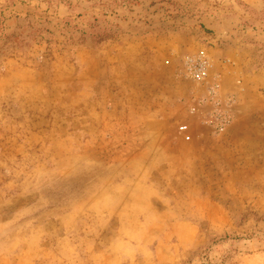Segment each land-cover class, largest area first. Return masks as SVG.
I'll return each instance as SVG.
<instances>
[{
	"label": "rangeland",
	"instance_id": "obj_1",
	"mask_svg": "<svg viewBox=\"0 0 264 264\" xmlns=\"http://www.w3.org/2000/svg\"><path fill=\"white\" fill-rule=\"evenodd\" d=\"M0 264H264V0H0Z\"/></svg>",
	"mask_w": 264,
	"mask_h": 264
},
{
	"label": "built area",
	"instance_id": "obj_2",
	"mask_svg": "<svg viewBox=\"0 0 264 264\" xmlns=\"http://www.w3.org/2000/svg\"><path fill=\"white\" fill-rule=\"evenodd\" d=\"M189 64V63H188ZM200 66V65H199ZM195 73H197V75H199L200 74V70H197Z\"/></svg>",
	"mask_w": 264,
	"mask_h": 264
}]
</instances>
